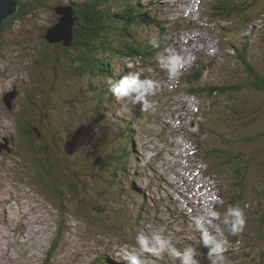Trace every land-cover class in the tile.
Here are the masks:
<instances>
[{"label": "rangeland", "instance_id": "obj_1", "mask_svg": "<svg viewBox=\"0 0 264 264\" xmlns=\"http://www.w3.org/2000/svg\"><path fill=\"white\" fill-rule=\"evenodd\" d=\"M19 1L29 3L26 17L9 22L11 25L0 32V180L1 183L6 181L8 185L15 183L23 187L22 190L26 192L23 200L28 203L27 207L29 203L36 205L38 216L44 217L47 222V228L43 223L35 225L43 229V243L48 251L49 245L55 244L54 255L50 260L45 258L43 244V248L39 246L33 250L38 252L36 264H53L62 241L68 235L75 242L76 253L73 259L62 260L60 264H95L97 258L104 263L96 264H133L131 257L146 253L147 246L153 247L155 253L152 257L137 259L139 264H188L189 261L197 264L199 258V264L264 263V219H261V212L264 211V91L250 87L232 94L228 91L212 98L206 96V101H203L204 97H199L198 106L195 105L198 93L193 91L188 94V109L183 105L184 100H180L183 96H180L179 90L176 89L174 93L176 78L178 86L189 88H192L189 81L197 78L195 73L180 78L178 67L182 63L181 58H185V52H188L186 55L192 59L206 43H214L215 53L210 61L211 67L205 69L199 78L201 83L249 85L247 76L240 75L243 63L237 61V53L244 47L247 59L264 73V0H232L248 8L247 13L234 15L236 17L232 21H224L214 13L212 22L206 19L212 0H134L143 7L157 10L155 17L161 20V31H166L160 38L165 43L164 51L171 50L169 55L172 56L171 67L174 71L170 69L171 72L163 71L158 75L152 69L151 64L157 58L155 51L151 53L152 61L148 63L143 64L140 57L135 56L132 62L134 76L130 77H136L137 85L127 93L114 91L115 103L104 101L103 108L98 102L99 97L95 96L98 93L90 89L89 82L96 84L99 78L101 81L106 78L93 79L91 72L79 74L70 71V63L64 58L63 49L69 47L71 37L66 40V45L63 39L47 43L43 35V31L46 33L47 28L57 20L59 14L55 12L56 5L71 2L81 6L91 0ZM244 17L248 18V23H243ZM139 29L134 27L133 31ZM138 32L141 36L139 39H152L156 35L151 29H140ZM111 34L114 36L113 32ZM217 39L219 42L215 44ZM174 45L176 51L173 50ZM83 48L78 44L76 50L68 51L69 56L77 51L83 53ZM47 51L55 52L59 62L55 57L53 63L43 61L40 54ZM190 51H194V54ZM93 55L98 57L100 53L94 51ZM159 61L163 63V60ZM130 64L121 56L109 63L118 70ZM164 78L171 79L174 90H171V86H161L163 92L160 88L159 92H162V97L150 86V80L163 84ZM228 95L231 100L226 98ZM225 102L227 107L215 110L216 106ZM133 106L141 113H135ZM140 106L147 111H140ZM95 108H98L97 112ZM192 109L200 111L198 122H190L193 120V116L190 119ZM179 112L182 115L179 116ZM127 120H130L129 123ZM24 123L32 125L43 136H38L34 141L36 149L45 150L49 146L53 150L58 166L53 167L55 172L52 174L63 175L66 179V183H63L76 188L74 194L66 193L63 196V210L58 209L53 194L47 190L49 186L42 180L45 178L40 174L41 168L33 162L38 177L32 165L36 152L27 149L20 134L19 124ZM125 124L129 125V129L123 133L129 136L132 130L135 150L130 142L126 145L123 137L120 142L115 140V134ZM202 124L209 126L212 132L203 134L204 138L207 137L205 146L212 144L218 151L225 150V147L236 154L244 172L239 194H236L234 185L236 180H240L236 177L237 165L225 163L224 154L211 156L212 153L204 152L200 144L202 139L197 142L198 148L194 146L196 143L193 142L192 133H198V128L203 131ZM111 147H127L128 153L133 150L129 159L125 158L126 170H122L114 181H111L105 165L95 164ZM194 147L197 151L195 149L193 154L182 150H192ZM37 155L42 156L41 152H37ZM65 159L68 163H64ZM160 164L169 171H166L168 174L156 173V168L160 170ZM184 164L186 176L196 169L197 196L192 189L196 188L192 176H189L188 182L192 184L191 187L183 175ZM205 164L210 166L209 177H205L207 172L199 173ZM115 165L120 170V166ZM143 165L145 167H141ZM113 174H117V171ZM164 174L171 180V191L166 185L152 182L158 175L163 182ZM173 179L177 181L176 185ZM162 186L175 199V204L172 199L168 203L169 209L160 205V197H164L166 192H163ZM12 191L14 189L9 193ZM220 203L221 207L216 210ZM15 205L16 201L12 199L14 216ZM1 208L2 203L0 211ZM236 211L241 214L242 224L234 233ZM218 214L220 219L217 218ZM63 218L68 219L69 230L65 228ZM216 223L220 224L214 226ZM205 233L209 236L207 242ZM197 238L200 239L201 248L189 242L196 245ZM17 240L22 239L18 236L9 238L8 245L9 248L10 244L12 246L10 252L13 259L20 260L24 249L17 244ZM100 240L104 243L100 244ZM69 247L61 254H70L72 250ZM210 253L217 256L209 259ZM5 256L1 254L0 261L3 259L5 264H14Z\"/></svg>", "mask_w": 264, "mask_h": 264}, {"label": "trees", "instance_id": "obj_2", "mask_svg": "<svg viewBox=\"0 0 264 264\" xmlns=\"http://www.w3.org/2000/svg\"><path fill=\"white\" fill-rule=\"evenodd\" d=\"M16 1L19 4L17 12L6 18L0 24V32L6 30L8 25H11L9 22H13L14 20H23L26 17L29 3L22 4V2L20 3L19 0ZM67 4L73 6L72 12L74 19L69 47L63 49L64 58L70 63V71H76L79 74H85L87 71L91 72L93 79L97 78V73L102 76H112L114 74V69L109 65V63L113 58L118 56L146 57L158 49L156 41L158 40L161 32V20H158L155 17L153 10H150L148 7H143L142 5L138 4L137 1L91 0L86 1V3L81 6H77L71 2ZM216 10L218 16L222 17L224 21H232L234 17H236L234 15H243L247 13V10L249 9L241 6L240 2L235 3L232 0H221L216 6ZM57 21L58 17L55 22ZM246 22H249V20L248 18L244 17L243 23ZM134 27H139L140 29H151L156 33V35H154L152 39H148V37L139 39V37H141L138 32L140 29L138 31H133ZM111 32L114 33V36L111 34ZM43 35H45L44 31ZM78 44L84 47V52H73L69 56L70 53H68V51H72L74 49L76 50V48H78ZM55 45L59 46V44ZM94 51L99 52L100 56L95 57L93 55ZM246 53V47H244L241 52L237 53V61L239 63H243V68H241L242 70L240 71V75L245 74L247 76V82L249 85L246 84V87H242V85L239 83H237V85L227 83L222 84L221 86H203L201 84L197 85L192 82V90L198 94L209 96L211 98L215 97L217 94L223 95L228 93V91L232 94L233 92L241 91L243 88L250 87L264 91V73L258 70V67L251 63L249 59H247ZM40 55L41 59H43L45 62L48 60L49 62L53 63V57H55L56 62H59L55 52L47 51L42 52ZM240 80H243V78ZM89 83L90 89L98 93L95 96L99 97L98 102L101 104V107H103L102 105L104 101L105 103L107 102V98L106 96L103 97V94H109L108 91L110 90L108 87H103V81H101L100 78L96 84L92 82ZM114 83L115 80L113 79L111 85H114ZM45 90L48 91L47 88ZM46 98L47 97L45 96L44 101ZM226 98L231 100L229 95ZM227 102L217 106L216 110L219 111L222 109V107H227ZM97 110L98 108H95V112H97ZM236 113L239 115L237 110ZM19 125L21 127L20 134L26 142L27 149L30 152H36H34L35 156L33 155V161H31L33 167L35 166L33 164L34 162L39 168H41L40 174L45 178L42 180L46 181L47 185L49 186L47 187V190L53 194L52 197L55 199V204H57L58 209L63 210V196L66 195V193L70 195L74 194L77 192L76 188L72 186V184H67L66 186L64 184L66 183V179L63 175H57V173L52 174L55 172L53 167L58 166V161H55L53 154L54 152L53 150L51 151L49 146H46L45 150H40L39 148L36 149L33 146L34 141L39 138L38 136H40V138L43 136L39 135V133L32 128V125H29L28 123ZM208 131L212 133L210 129ZM23 139L21 138L22 142L24 143ZM213 147L214 146L212 144L209 146L207 152L208 154L212 153L211 156L224 154L225 163L230 162L231 164L235 163L237 165L235 168L236 177L240 178V180H236L234 185L237 192L236 194H239L242 191L244 172L241 170V165H239L237 162L238 159L236 154L227 151L225 147H223L225 150L220 151L214 149ZM37 152H41L42 156H38ZM127 155L128 152H126L124 148L117 149L111 147L108 149V152H106L105 155L100 157V160L95 162V164L97 163V166H99L104 165L105 163V168L111 175V181H114V178L120 175L118 172L120 170L116 168L115 163L123 167L125 165L124 159L127 157ZM64 163H68L66 159L64 160ZM35 171L38 176L37 169ZM115 171H117V174H113ZM99 192L101 195V189ZM56 196L58 199H60L59 201H61V203L58 202ZM263 213L264 211L261 212V219H264ZM194 246H199V248H201V243L196 242V245ZM199 260L200 258L198 259L197 264H199ZM262 260H264V258Z\"/></svg>", "mask_w": 264, "mask_h": 264}, {"label": "bare ground", "instance_id": "obj_3", "mask_svg": "<svg viewBox=\"0 0 264 264\" xmlns=\"http://www.w3.org/2000/svg\"><path fill=\"white\" fill-rule=\"evenodd\" d=\"M185 1V0H184ZM221 1V0H220ZM219 0H212V5H211V3H210V7L207 9L208 10V13H207V20H209V22H212L213 20H214V18H213V14L215 13V14H217L216 13V6H217V4L220 2ZM18 7H19V5H18ZM215 7V8H214ZM18 9V8H17ZM54 9H55V12L56 13H58L59 15H58V22H59V19L61 18V17H63V14H62V12H65V13H67V14H69V16H70V19L72 20V22L74 21V19H73V12H72V6L71 5H69V4H58V5H56L55 7H54ZM155 11H157V10H154V12ZM156 13V12H155ZM72 17V18H71ZM246 23H248V22H246ZM56 24V23H55ZM171 25V24H170ZM169 26V25H168ZM72 27V26H71ZM58 28H60V26H58ZM169 28V27H168ZM65 29H66V26H65ZM52 32H55L54 30H52ZM71 32H72V29L70 30V34L68 33V32H63V33H60V35H59V37H60V40L59 41H61V39H63L64 41H62L64 44H68V41H66V40H69L70 38L69 37H71ZM162 34H166V31H161L160 32V35H162ZM160 35H159V37H158V43H157V47H158V49L155 51L156 53H157V55H155V56H157V58L152 62V69L155 71V72H157V74L158 75H161V73L163 72V71H168V72H171V71H174V68H172L171 67V64H172V60H171V57L172 56H170L169 54L171 53V50L170 51H164L165 49H164V47H163V44H165L164 43V41H163V39H161L160 38ZM215 38V37H214ZM214 38H211V40L212 41H214ZM59 41H55V42H59ZM210 41V40H209ZM219 42V40L217 39L216 40V42H215V44L216 43H218ZM177 49H179V48H177ZM173 50L174 51H176V45H174V47H173ZM179 50H181V49H179ZM182 51V50H181ZM180 51V52H181ZM201 51H203V52H201ZM201 51L199 52V54L197 55V56H194L192 59L190 58V57H188L186 54L188 53V52H185L186 54H185V58L183 57V58H181V65L178 67L179 69H178V71H179V74H180V78L181 79H183L182 78V75L184 76V75H186V74H188V76L190 75V74H192V73H195L196 74V76H197V78L196 79H191V81H189V84L191 85V87L193 86V83H195V84H197V85H199V84H201V85H203V86H209V85H207V84H204V83H201L200 82V80H199V78L200 77H202V74L203 73H205V69H209L210 67H211V65H210V61H211V59H212V57H213V55H214V53H215V48H214V43H210V44H207L206 43V45H202L201 46ZM190 53L191 54H194V51H190ZM163 55V56H162ZM153 55H151V54H149V55H147L146 57H141V56H138V57H140V60L142 61V63L144 64V63H148V62H150V61H152V57ZM162 56V57H161ZM177 56V55H176ZM123 59L125 58L126 59V61L127 62H130L131 64H130V66L129 67H123V69H120V70H118V69H116L115 67H114V65L112 66L113 67V69H114V74L112 75V76H102V75H99V73H97V78L98 77H101V78H106L105 80H103V87L104 88H106V87H108V89L110 90V91H108L109 92V94L108 93H104L103 94V97H105L106 96V100H108V101H110L111 103H115V99H114V96H113V93H114V91H115V86H118L119 84H118V81H121V79L122 78H124V77H130L131 75L132 76H134V73H133V71H134V69H133V67H132V62H134V57H129V56H121ZM211 57V58H210ZM118 58H119V56H118ZM210 58V59H209ZM115 58H113V60H114ZM159 60H163V63H161ZM124 68H125V70H124ZM170 69H171V71H170ZM123 74H125V76H122ZM108 78L110 79L109 81H108ZM94 79H96V78H94ZM113 79L115 80V83H114V85H111V83L113 82ZM165 79V81L163 82V84H159V83H156V82H153V81H151L150 80V86L151 87H153L154 89H155V91L160 95L162 92H163V90H162V88H161V86H163V87H168V88H170V86H171V90L173 89V87H174V85L171 83V79H168V78H164ZM177 79L178 78H176L175 79V85H176V87L177 88H175V90H174V93L176 92V89H178L179 90V93H180V96L182 97V98H180V100L181 99H183L184 100V104L183 105H186V107H187V109H188V107H190V105H189V101H190V98H189V95L188 94H192L193 93V90H192V88H189V87H186V86H184V85H177V83H176V81H177ZM149 80V79H148ZM159 81H161L160 80V78H159ZM172 81H174V79L172 80ZM193 82V83H192ZM120 83V82H119ZM102 84V83H101ZM215 84V82L212 84V85H214ZM102 86V85H101ZM111 86V87H110ZM159 88L162 90V92H159ZM232 91V90H231ZM107 92V91H106ZM237 92V91H236ZM162 95V97H163V94H161ZM197 99L195 100V101H197V104H195V105H199L198 104V98L199 97H204L205 99L203 100V101H206L207 99H206V96L205 95H201V94H197ZM109 97H111V98H109ZM137 103V105H139V103L138 102H136ZM141 104V103H140ZM183 107V106H182ZM103 108V107H102ZM216 108H217V106L215 107V110H216ZM133 109H134V111L136 110L135 108H134V106H133ZM140 111H142V112H145V111H147L146 109H144V108H142L141 106H140ZM137 112V114H139V113H141V112H139V111H135V113ZM198 112H200L199 110H196V109H192V115L190 116V119L192 118V116H193V120H190V122H192V121H194V120H196L197 122H198V119H197V117H199V113ZM180 115H182V113L181 112H179V116ZM136 116V115H135ZM135 116H133V117H135ZM140 116V115H139ZM128 122L127 123H129V121L130 120H127ZM124 122V121H123ZM202 123V122H201ZM203 125V124H202ZM199 127H200V125H199ZM201 128H204L203 129V131L201 130V129H199L198 128V133H196V134H194V133H192V139L194 140L193 142H195L196 144L194 145V146H196L197 148L199 147V145L197 144V142L199 143L200 142V139H202V142L200 143L203 147H204V152H208V149H209V147L208 146H205L204 145V143L206 142V138H204V136H203V134L204 133H206V132H208V130L210 129L209 128V126H204L203 125V127H201ZM120 131L119 132H117L116 134H115V140H118L119 142H120V140H121V137H123L124 139H125V141H126V145H127V143H131L132 144V148H133V150H135V148H136V145L134 144V140H133V137H132V130H130V134H129V136H126L123 132H127V129H129V125L127 124H125V125H123V126H121L120 127ZM117 138V139H116ZM197 140V141H196ZM186 142H187V144L189 143L188 142V140H185ZM184 141V142H185ZM151 142V141H150ZM147 144H148V141L146 142ZM146 144V145H147ZM156 144V143H155ZM113 146H118V145H112V147ZM148 146V145H147ZM149 147V146H148ZM153 147V146H152ZM183 147H184V144H183ZM196 147H194V149H192V150H184V148H182V150L183 151H186V152H192V154L195 152V149H196V151H197V148ZM205 147H207V149H205ZM122 148H124L125 149V151L127 152V147L125 148V147H120V149H122ZM132 150V151H133ZM132 151H130L129 153H128V155H127V158H128V156L130 155V154H133L132 153ZM201 151H202V148H201ZM103 155H105V154H103ZM193 156V155H192ZM200 157V156H199ZM201 158V157H200ZM129 159V158H128ZM99 160H100V158H99ZM202 160V159H201ZM124 161H125V159H124ZM104 165H105V163H104ZM120 166V171H118L119 172V174H120V172H122V170H123V172H124V170H126L125 169V165L123 166V167H121V165H119ZM141 167H145L144 165L143 166H141ZM209 167L210 166H208L207 164H205V167H203V170H201L199 173H201V174H203V173H205V172H207L206 173V175H205V177H209V174H208V172L209 171H211L210 169H209ZM183 168H184V172H183V175L185 174V172H187V168H186V164H184L183 165ZM159 171L160 172H163V173H166V174H168L167 172H169V171H167V170H165V167L163 168V165L162 164H160V170H158L157 168H156V173L157 174H159ZM167 171V172H166ZM195 171H196V169H194L190 174H189V176L191 175L192 177H191V179L193 180V182L196 184V188H193L192 187V184H190V183H188L189 182V176H186V175H184L185 176V179H186V182L188 183V186H191L192 187V189H193V191H195V195H196V190L198 189V183H197V180L195 179ZM173 176H175V174L173 173V172H170ZM121 175V174H120ZM165 175V174H164ZM110 177V176H109ZM165 178L163 179V182H161V180H160V175H158L157 176V178L154 180V179H152V182H155L156 184H158V185H166V186H168L169 187V190L171 191V185L169 184V183H171V180L170 179H167L166 177V175L164 176ZM209 180V179H208ZM173 181H174V185H176L177 184V181H175L174 179H173ZM181 182H183L184 183V181L183 180H181ZM11 183V182H10ZM0 184H2V187L0 186V203H2V208H1V211H0V256H1V254H5L6 256V259H8L10 262L11 261H13V263L14 264H36V262H35V257L36 256H38V252L37 251H34L33 252V250L35 249V248H38L39 246H41L42 248H43V236H42V233H43V229L42 228H38V227H40V226H36L35 225V223H38V224H40V223H43L44 225L47 223H45V219H44V217H40V216H38V212H39V210L37 209V207H36V205H34L33 203H29V206L27 207V202L25 201V200H23V197H24V194L26 193L25 191H24V189L22 190V188L23 187H21V186H19V185H17V184H10V185H8L7 183H6V181H4L3 183H1V180H0ZM186 184V183H185ZM201 186V185H200ZM13 187V188H12ZM163 187V186H162ZM11 189H14V191L15 190H18V191H16V193L14 192V191H12V192H10L9 193V191L11 190ZM31 190V189H30ZM162 190H163V192H165V196L163 197V196H161L160 197V205L161 206H163V207H167V209H169V204L168 203H171V201L173 200V197L171 196V194H169V192H168V194L170 195V196H167L168 194H167V189H165V187H163L162 188ZM188 190V189H187ZM28 192V191H27ZM32 192V191H31ZM30 192V193H31ZM180 193H181V190L180 189H178V194L180 195ZM16 194V195H15ZM167 194V195H166ZM30 195V194H29ZM26 196V195H25ZM34 196V195H33ZM181 196V195H180ZM197 196V195H196ZM32 197V196H31ZM222 197H223V195H222ZM36 198V197H35ZM15 200L16 201V205H15V209H16V211H15V214H16V216H14V212L12 211L13 210V207L11 206V200ZM19 200V201H17V200ZM25 199H27V198H25ZM172 199V200H171ZM35 200H37V199H35ZM168 202H167V201ZM37 202V201H36ZM173 202V204H175V199L172 201ZM35 203V202H34ZM222 203V202H221ZM220 203V205L218 206V207H215L216 208V210H218L220 207H221V204ZM205 211H206V209H205ZM188 213V212H187ZM211 216H214V215H211ZM217 218L218 219H220V215L218 214V216H217ZM63 220H64V225H65V228L67 229V230H69L70 228H69V226H68V219L66 218H63ZM66 221V222H65ZM217 222V220H212V222ZM1 224H3V228H1ZM220 223H216V224H214V226H216V225H219ZM63 225V224H62ZM46 226V225H45ZM218 227V226H217ZM46 228H47V226H46ZM13 236H18V238H20V239H22L21 241H18L17 240V244L18 245H21V246H23V249H24V256H25V259H23V255H22V258L20 259V260H18V259H13V255L11 254V248H12V246H11V244H10V248H9V245H8V241H9V238H12ZM70 235H68L67 237L68 238H66V239H64L63 241H62V243H61V246L62 247H60V250H59V253L57 252V256H56V258H55V260L53 261V264H60V263H62L61 261L62 260H68L69 258H72L73 259V256L75 255V253H76V249H75V242L74 241H71V240H73L72 238H70L69 237ZM60 237V242H61V236H59ZM107 237H105V239H106ZM104 242L102 241V240H100V244H103ZM151 243V242H150ZM98 244V243H97ZM99 244V245H100ZM146 245V244H145ZM144 245V246H145ZM69 246H71V247H69ZM54 247H55V244L54 243H51L50 245H49V251L47 250V246L44 244V251H45V253H44V257L45 258H47V259H51L52 257H53V255H54ZM68 247L69 248H71V252H70V254H61V252H63V251H65L66 250V248L68 249ZM92 247V246H91ZM94 247V246H93ZM97 248H98V246H97ZM147 248L148 249H145V251H146V253H143L141 256H139V257H136L137 259H139V258H142V259H145V258H149L150 256L152 257V255L155 253V250L153 249V247H148L147 246ZM87 249V248H86ZM213 249H215V250H217L215 247L213 248ZM40 250V249H39ZM70 250V249H69ZM105 250V249H104ZM207 250V249H206ZM18 251H20L21 252V250H18ZM27 251V252H26ZM51 251H53L52 253H51ZM109 251V250H108ZM218 251V250H217ZM81 252V251H80ZM104 252V251H103ZM124 252V251H123ZM22 253V252H21ZM26 253V254H25ZM28 253H30V255H28ZM48 255H47V254ZM118 254V253H117ZM82 255V254H81ZM86 255V254H85ZM118 255H120V254H118ZM83 256V255H82ZM217 255L216 254H213V253H210L209 255H208V258L209 259H214V257H216ZM122 257V256H121ZM44 258V259H45ZM119 258V257H118ZM123 259V258H122ZM125 259H127V258H125ZM225 259V258H224ZM3 260V259H2ZM0 261V264H5L3 261ZM49 260H48V262H49ZM74 261V260H73ZM79 261V260H78ZM71 262V261H70ZM110 262H113L112 260L110 261ZM8 263V262H7ZM94 263L96 264V263H104V261L103 260H101L100 258H97L95 261H94Z\"/></svg>", "mask_w": 264, "mask_h": 264}, {"label": "water", "instance_id": "obj_4", "mask_svg": "<svg viewBox=\"0 0 264 264\" xmlns=\"http://www.w3.org/2000/svg\"><path fill=\"white\" fill-rule=\"evenodd\" d=\"M18 8V2L16 0H0V24L11 15L15 14L17 12ZM63 17L59 19V22H55L54 24L50 25L49 28H47V31L44 35V39L49 43L59 41L60 40V33L68 32L70 34L71 26H72V20L70 19V16L67 15V13L62 12ZM60 26V28H58ZM66 26V29H65ZM54 30L55 32H52ZM70 38V37H69ZM9 105L8 102H6Z\"/></svg>", "mask_w": 264, "mask_h": 264}, {"label": "clouds", "instance_id": "obj_5", "mask_svg": "<svg viewBox=\"0 0 264 264\" xmlns=\"http://www.w3.org/2000/svg\"><path fill=\"white\" fill-rule=\"evenodd\" d=\"M136 85H137L136 77H124L121 79L119 85L115 86V92L116 93H127L129 89L133 88ZM235 214L237 216V220H236V224L234 228L232 229L234 233L239 230V227H241V224H242V218H241L240 212L236 211ZM204 239L206 242L209 239V236L207 235V233L204 234ZM217 247H219V245ZM131 259H132L133 264H139V261L137 260L136 257H131ZM188 264H195V262L189 261Z\"/></svg>", "mask_w": 264, "mask_h": 264}]
</instances>
